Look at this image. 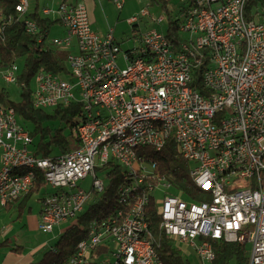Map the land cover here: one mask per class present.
<instances>
[{
  "label": "built area",
  "instance_id": "obj_1",
  "mask_svg": "<svg viewBox=\"0 0 264 264\" xmlns=\"http://www.w3.org/2000/svg\"><path fill=\"white\" fill-rule=\"evenodd\" d=\"M17 1L23 17L28 0ZM178 1L186 15V22L178 24L179 39L153 26L141 34L137 47L124 50L112 29L100 33L91 25L83 2L42 7V16L54 13L64 29L47 42L67 49V55L60 72L37 70L30 95L37 108L81 105L79 146L70 152L36 155L29 129L12 107L0 103V205L16 201L34 184L36 174L13 178L17 164L38 162L49 188L40 198L38 228L43 232L74 221L88 200L103 192L106 181L98 169L106 164L122 170L124 182L117 189L141 186L140 195L124 198V210L134 209L133 220H124V210L93 220L70 264H159L147 242V184H155L165 234L202 262L213 264V241L224 240L249 242L247 264H264V10L255 20L245 15L246 0ZM115 3L119 9L123 5L122 0ZM140 15L149 12L142 8ZM24 17L25 31L37 34V22ZM154 20L161 24L165 16ZM138 21V15L127 19L131 25ZM148 43L159 44L160 54L149 52ZM18 70L16 63L15 72L8 66L0 72L6 83H16ZM146 115L168 116L175 142L185 143L179 151L192 165L190 174L203 183L201 200L171 191L164 177L128 173L121 145L134 150V144H120L117 130ZM104 134H112V141H104ZM135 134L142 147L163 148L168 140L157 126ZM88 175L87 191L80 181ZM231 181H242L243 190H231Z\"/></svg>",
  "mask_w": 264,
  "mask_h": 264
},
{
  "label": "trees",
  "instance_id": "obj_2",
  "mask_svg": "<svg viewBox=\"0 0 264 264\" xmlns=\"http://www.w3.org/2000/svg\"><path fill=\"white\" fill-rule=\"evenodd\" d=\"M67 1V0H63ZM152 5L161 8L167 15L165 32L168 37L179 39L177 32L184 8L179 9L177 15H172L169 5L172 0H151ZM17 0H0V71L11 63L21 59V67L17 73V84L21 86L20 98L13 101L7 90L0 87V103L4 107H12L19 122L25 127L32 125L29 129L34 138V153L41 157L60 155L70 152L79 146L76 126L81 116V105L77 102L68 105H57L52 108H37L31 99V81L37 70L44 67L52 72H60L64 69V59L47 42L51 27L57 20L42 16L38 11V5L32 12L24 16L34 19L38 26L37 34L25 31L21 23V15L15 10ZM264 10V0H246L245 15L248 19L258 20L261 18L260 10ZM8 17H11L8 21ZM43 34L41 42L38 37ZM195 80L199 81V77ZM24 85H21V84ZM199 87V86H198ZM138 151L143 154L147 164H154L157 175L164 177L169 183L171 191L179 192L186 198L201 200L200 190L195 186L191 177V163L184 158L173 139H168L161 150H154L145 146ZM105 178L106 187L103 192L95 193L87 207L77 218L69 222V226L61 230L56 244L45 250L37 260H30L25 264H70V258L74 255L77 243L87 237L89 224L93 220L104 218L114 212L119 206L117 201V188L124 182L123 173L118 164L109 163L98 169ZM49 188L41 172L36 171V177L32 188L22 197L5 205L10 208L16 205L22 211L32 196L39 199ZM146 220L152 232L153 245L162 260V264H190L179 249L177 242L166 235L160 226V216L157 211V203L150 199L146 208ZM0 228V250L20 253L21 246H10L7 238L1 239ZM213 248L215 258L213 264H247L248 249L246 244L238 242H227L214 240Z\"/></svg>",
  "mask_w": 264,
  "mask_h": 264
},
{
  "label": "rangeland",
  "instance_id": "obj_3",
  "mask_svg": "<svg viewBox=\"0 0 264 264\" xmlns=\"http://www.w3.org/2000/svg\"><path fill=\"white\" fill-rule=\"evenodd\" d=\"M62 1L63 0H28V12L35 10V4H38L39 12H41L43 6L56 9ZM69 1L83 2L88 9L91 25L100 33H105L112 29L115 41L120 44L123 50L137 47L140 42L141 34L150 27L155 26L163 31L166 29V13L161 8L152 5L151 0H122L123 5L120 9L116 6L115 0H68V2ZM182 6V2L172 0L169 5V10L172 15H177ZM142 8H146L149 15H140ZM161 14L165 16V20L161 24H156L154 19ZM133 15H138L139 21L131 25L127 23V19ZM49 17L53 20L56 18V15L51 13ZM63 34L64 30L57 21L50 29L48 40L55 36H62ZM50 46L65 60L67 49L53 45ZM21 63V59H18L17 64L19 67H21ZM65 66H67V64H65ZM31 86L33 87V81H31ZM0 87H4L5 90H7L13 101L19 100L21 86L17 83H6L2 78L1 72ZM26 127L32 129L31 124H27ZM90 182L91 176L88 175L80 181V185L88 191L90 189ZM162 194L163 192L160 191V195ZM38 196L40 195L32 196L27 206L22 211H19L16 205L10 208H5L0 205L1 239L7 238L11 247L15 245L21 246L22 250L19 254H22L23 258L31 257L33 260L39 259L45 250L53 247L59 238L61 230L69 226V222H67L60 226H56L51 232H43L40 230L36 221L39 218L41 209ZM88 201H91V199ZM86 207L87 205L85 208ZM178 245L182 256L187 259L190 264H209L207 261L202 262L189 247L182 246L179 243ZM246 247L249 251V242H247ZM3 254L1 250L0 260Z\"/></svg>",
  "mask_w": 264,
  "mask_h": 264
},
{
  "label": "bare ground",
  "instance_id": "obj_4",
  "mask_svg": "<svg viewBox=\"0 0 264 264\" xmlns=\"http://www.w3.org/2000/svg\"><path fill=\"white\" fill-rule=\"evenodd\" d=\"M15 10L18 11V1L15 6ZM180 22H186V15H182ZM22 25H28V18L21 17ZM148 51L152 54H160V46L157 43H148ZM16 71V63L13 62L8 65V72ZM151 126H157L160 132H165L167 139L177 140V132L174 127H168V116L165 115H146L139 116V120H130L127 121V124L124 126V129L117 130V137L120 139V144H134V150L142 148V143H136V134L137 132H146L151 129ZM104 141H112V134H104ZM179 150H185V143H176ZM154 150H161V147H153ZM133 148H130L129 145H121V154L124 155L126 161L130 166H128V173H135L142 171L146 174H153L154 177H162L155 173L153 170L154 164H147L146 160H142L141 154H136ZM36 171L41 172L43 175V167L40 166L38 162H29L21 161L17 164V171H13V178H20V174H36ZM190 177L195 184V186L203 191V183L197 177H193V174H190ZM47 185V180H45ZM231 190H243L242 181H231L230 182ZM105 190V187H104ZM103 190V191H104ZM141 186H132L125 187L124 189H117L116 196L118 201V208L116 212H123L125 207V199L129 195H140ZM150 199H153L157 203V195L155 191V184H147L145 188V205L144 213L146 214L147 205L150 202ZM90 201L87 202V204ZM157 211L160 216V207L157 204ZM134 218V209H125L124 210V220H133ZM147 242L150 244L152 250H155V258L159 264H162V260L158 255L152 239V232L148 230L147 232Z\"/></svg>",
  "mask_w": 264,
  "mask_h": 264
},
{
  "label": "crops",
  "instance_id": "obj_5",
  "mask_svg": "<svg viewBox=\"0 0 264 264\" xmlns=\"http://www.w3.org/2000/svg\"><path fill=\"white\" fill-rule=\"evenodd\" d=\"M67 2H68V0H67ZM69 2H76V1H69ZM37 5L38 4H35L36 7H37ZM72 49H75V46H73ZM36 221H37V226H38V220H36ZM2 251L4 254L2 255V258L0 260V264H25L28 261L32 260L31 257H24L23 258L22 254L9 251L8 249H3Z\"/></svg>",
  "mask_w": 264,
  "mask_h": 264
}]
</instances>
